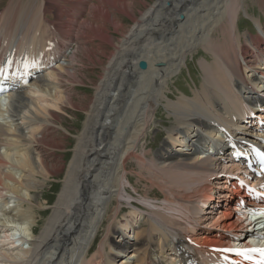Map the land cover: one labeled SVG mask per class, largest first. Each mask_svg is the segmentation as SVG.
Masks as SVG:
<instances>
[{"label": "bare ground", "instance_id": "bare-ground-1", "mask_svg": "<svg viewBox=\"0 0 264 264\" xmlns=\"http://www.w3.org/2000/svg\"><path fill=\"white\" fill-rule=\"evenodd\" d=\"M94 1L98 0H39L27 31L14 26L10 39L3 42L13 57L25 47L33 54L30 60L38 65L27 83H18L17 90L0 95V264H172V259L185 263L188 249L195 252L193 260H219L221 248L235 237H242L236 241L243 242L247 233L256 235L247 232L251 223L245 217L248 226H244V213L233 204L240 206L245 196L249 209L261 206L248 201L235 185L234 178L253 174L234 163L226 149L227 140L241 146L261 136L254 125L243 124V111L245 104L264 98V55L258 54V46L264 44V26L259 17L242 7L244 0H198L191 13L185 8L180 18L175 16L179 1L187 0H156L136 17L91 98L86 124L64 172L62 190L50 205L53 209L35 230L40 212L49 206L39 202L38 192L62 166L41 157L39 142L49 134H40L52 126L54 130L59 114L67 112L64 108L76 105L68 93L70 86L63 82L71 83L69 78L82 82L74 72L75 52L68 57L64 53L70 49L71 42L66 40L72 34L68 30L87 33L92 42L102 40L103 44L111 39L109 27H118L117 14L131 11V0H102L98 10L93 8L96 2L91 4ZM255 1L261 5L260 0ZM241 8L253 17L260 31L258 37L244 33V43L237 32ZM165 10L174 13L163 14ZM192 14L198 23L189 37L182 43L170 38L178 31L172 25L187 23ZM215 32L231 47L212 45ZM166 37L175 41L173 47L162 46ZM208 42L218 48L214 67L204 69L200 89L196 84L192 95L180 91L182 95L173 100L165 93L168 80L180 72L186 53L204 43L209 46ZM252 49L257 53V66L246 61ZM141 60L146 63L144 68L138 65ZM165 98L164 108L174 125L166 129L165 140L147 163L141 161L145 155H139V145L153 122L156 105L163 104ZM219 127L226 134L219 132ZM131 157L138 159L142 171L157 179L153 185L158 186L159 179L162 182L163 206L143 212L142 207L129 203L133 210L120 221V228L116 220L122 205L118 204L104 225L112 199H120L126 191L127 160ZM253 177L252 184L261 182ZM101 229L102 240L92 254Z\"/></svg>", "mask_w": 264, "mask_h": 264}, {"label": "rangeland", "instance_id": "rangeland-1", "mask_svg": "<svg viewBox=\"0 0 264 264\" xmlns=\"http://www.w3.org/2000/svg\"><path fill=\"white\" fill-rule=\"evenodd\" d=\"M38 1L39 0H0V15H1L0 41L2 43L7 42L10 39L11 31L14 26L23 27L25 31H27L30 24L32 23L31 13H34V8L37 5ZM95 2L96 4L93 6ZM155 2L156 0H131L130 4L132 5L130 9L131 10L130 14L128 15L123 13L117 14L119 20L118 27L117 28H115L114 26L109 27L112 34L110 39L112 42L110 40L104 41L103 44H101L102 40L92 42V39L89 36V34L87 33L80 34L81 33L80 31L78 32V30H73V29L68 30V32L72 34L71 39L66 40V43H68V41L71 42L70 49L68 51L66 50L67 53L66 51L64 53L67 54L68 57L75 52L74 57L76 56V58L74 62L75 65L74 72H76L75 76H77L78 78L80 77L82 79V82L79 80L77 81L76 79L78 78L76 77L74 79L77 82H74L72 78H69V82L71 83L63 82L65 87L70 86L68 93L70 97L73 99L72 103L76 105L73 106L74 108H64L66 109L67 112L66 113L64 112L61 115L59 114L58 116L59 120L57 121L58 126L55 127L54 130L52 126L40 134L41 137L47 136L48 134L53 136V140H49V137L51 138V136L48 135L47 138L43 139L45 143L43 141L39 142L40 152L39 151L38 152L40 153L41 157H43L44 160H48L49 163H56V165H59L61 162L62 166L60 172H58L55 175H52L50 179L46 180L44 186L38 192L37 197L39 202L43 205H49V206L46 207V209H44V212H40L39 221L40 220L41 221L38 223V225L35 226V230H39L41 228L42 223L48 216V213H50L53 209V207L50 205H52L55 202L57 196L62 190V180L65 175L64 172L66 171V167L70 159L74 155L75 148L77 147V143L79 142V136H81L83 128L86 124L85 122L88 117L87 110L90 108L91 98L95 95L99 82H101L100 80L105 79L104 78L106 76L105 69L108 67L107 64L112 58L111 55L113 56L114 53L118 50V46L121 44V41L124 38L125 34H127V32L134 24L136 17L139 18L141 14L144 11H146L150 7V5L154 4ZM197 2L198 0L179 1L180 6H178V10H176L175 16L179 18L182 17L181 15L184 12L185 8L189 9L188 12L191 13L192 7ZM259 2L261 3V5H259L255 0H244V2L242 3L243 4L242 7L244 6L243 8L247 9L249 11V14L255 16V18L259 17L261 19L262 26H264V4H262L261 0ZM91 4L94 10L101 9L102 0L91 2ZM166 4L169 5L168 2ZM29 6H32L31 10H29ZM203 12L204 11H202V13ZM167 13L173 14L174 11H166L163 14H167ZM192 16L194 17L187 18L188 19V20L186 19L187 23L184 22L181 26H177L176 24H173L172 26L175 29L177 28L178 31H176L174 35L173 34L169 35V37L170 38L175 37L177 39L176 41L178 42L180 41V43H182L183 39L189 37L190 32L192 31L191 30L192 26L197 25L198 23V22L196 23L197 21L196 19H198L195 17L196 15L192 14ZM252 16L251 17L247 16L242 8L239 10V19L237 20V32L241 34L240 37L243 43L244 41L242 35L244 33L247 32L258 37L257 36L258 32H260ZM15 18L16 20H14ZM82 21L83 19L77 21L76 24L80 25ZM68 23L69 22L65 23L64 25H68ZM170 38L168 39L166 37V39L161 43L162 46L167 44L170 47H173L175 41L170 42L169 41ZM212 38H213L211 42L212 45H215L219 49H226L228 47H231L230 42L221 40L220 34L218 32L213 33ZM87 41L91 43H88ZM56 42L59 44L60 40L57 39ZM208 43L209 46L206 45V43H204L192 49L191 53H186L184 64L181 66L180 72H178L176 75H174L172 78L168 80V87L165 89V93H167L169 96L171 95L170 97L173 98V100H176V97L182 95V92L180 93V91L192 95V90L195 88L196 84L197 87L200 89L201 88L200 83L203 81V74L205 72L204 69L206 67L208 69L214 67L213 61H216L218 57L217 54L218 48H216L217 50H215L214 49L215 46L212 48L211 43L210 42ZM91 47L94 49L93 50L94 52L92 51L90 53H86L87 51L86 48H91ZM252 51L253 49L247 53L246 61L250 65L257 66L259 62L258 58L256 59L257 53L254 55L253 54L254 51L253 53ZM258 51H259L258 52L259 55H261L262 52H263L262 55H264V44L258 46ZM107 52L110 53V55ZM214 54L217 55L215 56ZM18 56L25 57L27 60H30L33 54L26 52L25 47H23L19 52ZM225 56L227 58L229 57L228 55ZM251 56L254 57L252 58ZM65 58L66 55L63 58V60ZM165 101L166 98L162 100L163 104L156 105L153 122L151 123L150 127L147 129L144 140L139 145V150H138L139 155L142 154L145 155V158H142L141 161L146 160L147 163H150L151 160L150 156L153 157L154 151H156L157 148H159L163 143V141L165 140L164 138L166 137L167 134L166 129H170L174 125L173 117L171 116L170 112L164 108L166 107L164 104ZM75 106L77 108H75ZM81 106L84 107V109ZM60 107L62 108V105H60ZM57 142L59 143L57 144ZM143 146L146 148L145 150H143L144 149ZM41 153H43L44 156ZM46 156L49 158L53 157V159L52 160L48 159L46 158ZM58 159L59 161H57ZM127 162L128 163H127L126 176H128L129 178V183L127 181H124V188L126 191L123 192V195L121 196L120 199H115V198L112 199V203H110L109 205L106 218H104V225L107 224L108 214L113 212L118 204L120 207L122 205L121 207L122 210L116 220V224L120 228H122L120 226V221L124 217H126V215L129 214V211H131V209L133 210V207L130 204H137L138 206L142 207L143 212L149 211L150 208L163 206L165 193L159 187V185L162 183L160 179L158 180L159 181L158 186L155 184L153 185L152 183H155L154 180L156 178H153L152 175L149 173V171L144 172L142 171V169H140L141 164H139L138 159H134L133 157H131L127 160ZM151 179L153 181H151ZM241 199H243L244 204L247 205V203L245 202L246 197L245 196L241 197ZM119 202H122V204H120ZM11 204L13 206L16 205V201H12ZM233 205L235 209L238 211V208L240 206L237 204H233ZM38 210L41 211V209ZM241 217L243 220L245 219L243 218V215H241ZM245 222L246 220L243 221V224L245 227H247L248 225ZM251 228L252 226L249 225L247 227V230H251ZM102 231L103 229H101L96 240H94L95 243L92 244V248L90 252H93L95 249H97L96 248L97 245L100 244L99 240L100 238L102 240V234H103ZM128 234L131 235L132 238L133 233L131 230L129 231ZM240 236H242V234ZM24 247L27 248L26 243L24 244ZM95 251L92 254H94ZM119 263L120 262L118 261L117 264Z\"/></svg>", "mask_w": 264, "mask_h": 264}, {"label": "water", "instance_id": "water-1", "mask_svg": "<svg viewBox=\"0 0 264 264\" xmlns=\"http://www.w3.org/2000/svg\"><path fill=\"white\" fill-rule=\"evenodd\" d=\"M138 65L140 68H144L146 66V63L144 60H141V61H139Z\"/></svg>", "mask_w": 264, "mask_h": 264}, {"label": "snow or ice", "instance_id": "snow-or-ice-1", "mask_svg": "<svg viewBox=\"0 0 264 264\" xmlns=\"http://www.w3.org/2000/svg\"><path fill=\"white\" fill-rule=\"evenodd\" d=\"M231 250V249H230ZM253 251H261L264 254V249H253Z\"/></svg>", "mask_w": 264, "mask_h": 264}]
</instances>
